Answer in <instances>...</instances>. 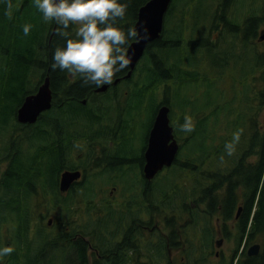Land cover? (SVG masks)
Wrapping results in <instances>:
<instances>
[{"label": "trees", "instance_id": "trees-1", "mask_svg": "<svg viewBox=\"0 0 264 264\" xmlns=\"http://www.w3.org/2000/svg\"><path fill=\"white\" fill-rule=\"evenodd\" d=\"M150 1L119 0L127 4L125 18L118 21L120 27L126 30L135 26L141 8ZM176 1L166 15L161 39L148 46L131 79L125 80L130 71L127 67L115 74L106 93L97 95L95 91L100 87L85 85L80 76L52 69L55 48L66 46L65 39L54 35V22L45 23L31 0H12L13 15L8 19L6 0H0V110L5 97L6 104L17 103L14 126L7 131L5 127L0 129V248H14L11 255L0 257V264H174L172 252L186 246L188 261L198 264L207 258L198 259V244L191 241L190 232L199 227L201 206L205 208V225L200 249L207 252L212 248L216 233L213 218L222 222L219 231L227 239L232 237L228 223L234 221L237 249L232 260L221 264H264V188L260 186L264 176V122L260 120L264 109L263 55L255 53V68L250 71L247 37H240L245 33L241 27L246 24L242 25L235 14H228L232 8L243 10L246 16L249 0H208L215 8L208 17L210 28L200 35L196 29L185 33L189 3L184 0L186 4L179 7ZM195 1L199 0L190 3ZM175 18L178 25L173 28L171 19ZM26 23L33 26L28 36L22 30ZM48 76L53 90L52 109L43 113L35 125L18 123L17 112L24 99L35 94ZM224 77L234 79L230 96L225 93ZM117 80L121 82L114 85ZM33 81L35 86L30 87ZM96 97L134 98L139 105L149 100L156 105L152 122L160 107L169 106L180 143L175 164L167 169L172 180L165 178L166 187H157L161 175L152 182L143 179L141 200L136 204L124 201V210L119 214L107 196L110 187L116 185L90 189L89 181L107 175L105 169L94 170L101 166L100 160L94 159L95 150L77 144L85 135L94 139L89 134L95 129L109 126L108 119L99 122L81 103H92ZM176 110L180 112L178 118ZM185 115L193 119L191 133L180 131ZM241 129L235 152L228 156L225 145ZM21 139L27 145L20 143ZM144 164L145 159L142 167ZM78 170L84 171L86 180L62 194V173ZM239 208L242 210L236 218ZM56 211L66 213L67 220H52L50 226L47 219ZM134 211L161 215L164 225L154 235L156 244H151L143 232L141 244H134V237L116 242L123 230L121 216ZM78 213H86L83 215L88 222L77 223L74 219ZM112 216L115 224L109 228ZM91 217L98 219L92 223ZM164 217L168 219L166 225ZM87 225L93 228V244H85L80 238L73 243L75 234H84ZM4 227H8L6 234L2 232ZM59 228L63 232L60 235ZM255 244L261 250L250 257L248 248ZM52 250L63 252L64 260L51 259Z\"/></svg>", "mask_w": 264, "mask_h": 264}, {"label": "rangeland", "instance_id": "rangeland-1", "mask_svg": "<svg viewBox=\"0 0 264 264\" xmlns=\"http://www.w3.org/2000/svg\"><path fill=\"white\" fill-rule=\"evenodd\" d=\"M188 5V17L184 22V30L185 33L190 34V32L196 29L198 34L200 35L201 32L206 33L208 28H210L211 24H208V17L210 13L214 10L215 6L212 2H208V0L202 1H195L190 3V0H186ZM184 0H177L174 4L176 6L181 7L182 5L186 4ZM249 4V1L245 4V8ZM228 14L232 13L235 14L237 17L243 18L244 13L243 10H235L232 8L228 9ZM246 14V13H245ZM178 25L175 19H171V27L175 28ZM198 28V29H197ZM246 43H243V45ZM240 51V50H239ZM241 53V51H240ZM231 65V63H230ZM2 67V65H0ZM6 67V66H5ZM233 68V66H231ZM247 68L250 71H254L255 68V61L253 54L250 53L249 55V62L247 64ZM230 69V67L228 68ZM231 74V70L228 71ZM234 79L232 77H224L222 82H224V88L227 90L225 91L226 95L230 96L233 93ZM35 86V81L30 84V87ZM1 88V85H0ZM1 90V89H0ZM230 90V91H229ZM2 91H0L1 93ZM204 93V92H203ZM202 96V95H201ZM200 97V96H199ZM105 102L109 101L108 97H100ZM6 97L1 100V110H0V129L5 127L6 131L8 127L14 126V112L17 107V103L11 105L6 104ZM160 101V100H159ZM192 101L195 102V99ZM126 104L123 108V114L120 115L114 114L113 116L108 119L109 126L107 128H101L98 131V135L101 138H105V147L106 151L103 155V160L108 164L105 170L107 171V175L103 174L102 178L93 179L89 181L91 183L90 189L96 187H108L110 183L116 185L113 187H118V191H113V187L111 186L110 189L107 191V196L109 197L108 202L112 205V207L116 210L119 214L120 211L124 210L122 207V203L124 201H128L134 204L136 201L141 200V193L142 188L144 185V181L142 179V163L144 159V152L148 145V138L149 132L151 129L152 121L154 118V113L156 112V105H151L152 102L146 100L142 105H139L138 99H126ZM8 109V111H7ZM191 109L188 108V111ZM177 115L175 118L179 117L180 112L176 110ZM94 117H96L99 121L107 119L109 115V109L107 107H101L94 110L92 113ZM261 122H264V109L260 115ZM171 118V123L174 120V117ZM174 123H172L173 125ZM175 126V125H174ZM21 141V142H20ZM19 142L27 145L23 139ZM4 168H2L3 170ZM171 169V168H170ZM159 180L156 182L157 187L160 188L161 185L166 187L165 178L168 177L172 180V174L167 172V170L163 171L160 174ZM156 181V180H155ZM163 183V184H162ZM139 188V189H138ZM141 189V190H140ZM96 190V189H95ZM92 191V190H91ZM111 192V193H110ZM110 194V196H109ZM102 198H106L104 194H101ZM136 204V203H135ZM204 206H201V222L199 224L198 229H194L190 232V239L194 244H198L197 247V256L198 259L202 256L207 258V261L199 262L198 264H221V263H228L232 260L235 250L237 249V240H236V229L235 222L231 221L228 223V228L231 231L232 237L227 239L224 235L219 234L220 228H222V222H217L216 218H213V225L215 227V236L212 239V248H210L207 252L210 255H207L205 250L199 248L200 238L202 234V229L205 225L204 218ZM84 212V211H81ZM80 213V212H79ZM78 213V214H79ZM86 214V213H81ZM51 216L48 217L47 221L50 219L55 220L57 222L61 219L62 222L67 220V214L63 213L62 211H56L50 214ZM89 218V217H88ZM98 217L93 218L91 217L92 223L97 220ZM189 220V219H188ZM205 220V219H204ZM83 221H86V216H84ZM109 228L114 227V217L112 216L108 220ZM88 222V221H86ZM82 222V223H86ZM113 230V229H111ZM3 234L8 232V227L3 228ZM167 232V231H166ZM9 237L12 236L10 232ZM223 241V245L220 249L216 247V243L219 241ZM203 244V243H202ZM256 245V244H255ZM254 246V245H252ZM250 246V247H252ZM250 247L248 249H250ZM189 248L183 247L181 251H175L171 254V260L174 264H190L193 261H188L187 255H185V250ZM244 250V247L241 248V252ZM206 253V254H205ZM219 255L218 257L216 255ZM55 257V260L61 262L64 260V253L61 252H52L50 253L49 257L51 259Z\"/></svg>", "mask_w": 264, "mask_h": 264}, {"label": "clouds", "instance_id": "clouds-1", "mask_svg": "<svg viewBox=\"0 0 264 264\" xmlns=\"http://www.w3.org/2000/svg\"><path fill=\"white\" fill-rule=\"evenodd\" d=\"M32 6L41 14L45 23L54 22V35L66 41V46L54 50L53 70L60 69L72 76H80L85 85L97 88L110 85L116 73L126 69L131 63L130 41L139 40L135 26L123 30L118 21L125 18L127 4L119 0H31ZM5 15H13L12 0H6ZM32 25H23V34L28 36ZM146 31V30H145ZM180 131H194L193 119L185 115ZM243 130L233 134L232 141L226 143L228 156L235 152ZM223 160V157H221ZM260 186L264 188V176ZM11 246L0 248V257L11 255Z\"/></svg>", "mask_w": 264, "mask_h": 264}, {"label": "water", "instance_id": "water-1", "mask_svg": "<svg viewBox=\"0 0 264 264\" xmlns=\"http://www.w3.org/2000/svg\"><path fill=\"white\" fill-rule=\"evenodd\" d=\"M172 2L173 0H151L141 8L135 27L142 38L130 45L129 56L131 57V63L128 66L130 71L125 80L131 79L148 46L161 39L165 26V18ZM120 82L121 80H117L114 85ZM109 87V85H104L95 92L98 94L105 93ZM52 107L53 90L51 88V79L48 76L44 79L35 94L29 95L24 99L23 104L17 112L18 123L28 126L35 125L40 116L50 111ZM170 112L169 106L160 107L149 132L148 145L144 153L145 165L143 167L144 179L147 182H152L165 169H170L175 164L180 152V144L175 136L174 127L171 124ZM81 178L82 173L80 171H66L62 173L60 192L66 194ZM241 210L239 208L236 218L239 217ZM51 224L52 220L49 221V225ZM222 245V240L216 243L218 249ZM260 250L261 246L256 244L248 250V256H257Z\"/></svg>", "mask_w": 264, "mask_h": 264}, {"label": "flooded vegetation", "instance_id": "flooded-vegetation-1", "mask_svg": "<svg viewBox=\"0 0 264 264\" xmlns=\"http://www.w3.org/2000/svg\"><path fill=\"white\" fill-rule=\"evenodd\" d=\"M248 5L249 6H247V8H246L247 15L245 17L241 18L242 25H243V22H244V24H246L245 27L244 26L241 27V30H245V33L244 34L240 33V37L241 38L244 36L247 37V45H246L247 51H246V53L248 56V62H249L250 53L253 54V56H255V53H260L263 55L262 68L264 71V0H256V1L255 0H249ZM263 86H264V84H263ZM97 95H99V94H97ZM126 99H127L126 97H121L118 99L110 98L108 102H105L102 99H100V97H96V98H94V102H92V103H90V100L89 101L83 100L81 103L83 106L88 107L89 112L91 113L92 116H93L92 113H94V110L101 108V107H107L109 109V115H108L107 119H110V117L113 116L114 114H117V115H120V113L123 114L122 111H123V108L126 104V102H125ZM94 118H96V117H94ZM96 125L93 124L92 126L96 127ZM99 130L100 129H95L92 133L89 134L90 136L95 137L94 139H91V140L87 139L88 136L85 135L78 140L77 144H78V146H83V147L95 150L96 155H95L94 159L100 160L101 166H98V168H94V170L103 171V169H105L108 165L105 162V160H103V155H104V152L106 151V147H105L106 141H105V138H101L98 135ZM85 159H86V157L84 155H82L81 161H84ZM143 167H142V171H140L142 173V179H144ZM78 171H80L82 173V178L78 182H76L74 185L79 184V183L86 180L84 171H82V170H78ZM74 185L71 187V189L73 187H75ZM113 191H118V187H113ZM140 212L141 211H134L131 213H126V214L121 216L122 217V229L123 230L120 231V234L118 236V240L116 242L120 241V243H122L123 241H130V238L134 237V241H135L134 244H141L140 243V242H142L141 232H143L145 238L151 239V244H156V238L154 237V235L157 232V230L161 229L162 226L164 225V224H162L163 223L162 218H160L161 215L154 214V215L149 216L146 214V213H148V211H143L142 213H140ZM84 216L85 215H83V214H78L74 220L77 223H79L80 225H83V223H81V221L83 220ZM50 220H53V219H50ZM167 220L168 219L164 217L165 225H166ZM143 222H145V223L143 224ZM72 228H73V226L70 227V229H72ZM131 229H132V235L130 234ZM66 230H67V232H70L69 228H67ZM61 232L62 231L60 230V228L57 229V233L59 235L61 234ZM220 233H221V231H219V234ZM79 238L82 241H84L85 244H93L94 234H93L92 226L87 225L86 231L84 234L82 231L77 232L75 234V236L73 237L72 242L75 243ZM58 244H60V238H59ZM216 256L218 257L219 255H216Z\"/></svg>", "mask_w": 264, "mask_h": 264}, {"label": "bare ground", "instance_id": "bare-ground-1", "mask_svg": "<svg viewBox=\"0 0 264 264\" xmlns=\"http://www.w3.org/2000/svg\"><path fill=\"white\" fill-rule=\"evenodd\" d=\"M9 30V29H8Z\"/></svg>", "mask_w": 264, "mask_h": 264}]
</instances>
